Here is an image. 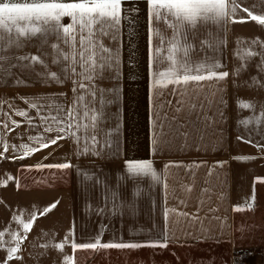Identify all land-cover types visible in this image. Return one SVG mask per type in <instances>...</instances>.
<instances>
[{"label": "snow or ice", "instance_id": "obj_1", "mask_svg": "<svg viewBox=\"0 0 264 264\" xmlns=\"http://www.w3.org/2000/svg\"><path fill=\"white\" fill-rule=\"evenodd\" d=\"M145 4L146 12V35H147V83L149 88L150 117L149 126L152 129L159 128V131L152 133L151 145L154 150H161L170 145L169 136H184L185 138L193 135L197 131L195 122L186 121L180 123L179 114L182 111L184 101L178 100L180 105L175 109L177 115L171 118L165 113L161 116L155 104V97L161 93L162 89H167L173 85L172 94L184 95L181 88L189 84L196 87H202L201 82H215L219 84L226 80L230 73L228 71H218L221 67L219 54L222 52V46L225 39L220 33L226 32L231 24L236 23L233 17L240 11V4L237 0H0V68L9 59L5 54L11 49H21L26 43L37 41L39 48L48 46L52 50L50 54L51 65L59 68V72L52 71L49 63L40 55L24 54L15 57L17 61L11 68L18 69L21 73L32 75L37 78L34 83H41L44 86L57 85L64 87L70 83L71 100L65 104L60 98L68 97V93L59 92L44 95L21 96L27 109H34L36 117L40 123H34V118L29 115L27 109L15 108V115L25 119L26 123L33 129L43 128V132L28 137L31 143H21L19 145L0 141V159H12L22 161L31 157L34 153L49 149L55 146L57 149L63 147L59 143L61 140L70 142V151L76 157L84 155L100 156L107 149L111 155L119 152V137L111 138L112 132H118V128L109 130L106 133L108 137L103 143L97 139L96 130L100 122L104 119L103 109L106 105L117 102V89H101L96 81L103 79L106 70L115 71L121 63L120 51L105 47L100 37L111 36L115 40L113 33L121 30L122 22L127 25L129 40L135 36V25L139 16V4ZM127 5V6H126ZM250 21L258 26L264 27V14H255L248 8H243ZM68 18L69 22L64 23ZM243 23L241 18L239 21ZM164 25L161 30L159 25ZM204 27L207 30L205 39L201 41V51L205 49L212 52V56H205L200 60H193L192 52L195 45L191 42L199 33V29ZM214 28L215 32L211 31ZM126 29V30H127ZM53 37L54 42L49 38ZM242 51H236L234 55L238 56L245 63L237 69L233 75L238 76L246 68V64L254 57L259 58L256 68L259 74H264V40L258 38L251 41H238ZM38 48V50H39ZM39 66L37 70L36 66ZM129 67H132V60H129ZM5 71H9L5 69ZM9 74H11L9 72ZM118 77H113L117 79ZM253 85L264 87V82L257 76L251 78ZM17 85L25 83L24 80L17 78ZM235 83V81H234ZM223 91V89H217ZM105 93H110L112 99H106ZM215 95V93H213ZM171 103V101H169ZM220 103H225L221 99ZM209 107L212 101L208 102ZM239 109H253L254 104L237 101ZM12 107V105H9ZM196 104L189 105L188 116L193 114ZM203 107V103L200 104ZM4 115H8L5 113ZM223 116V113H221ZM197 121L201 119L199 115ZM205 120L211 118L204 117ZM264 121V109L260 115L240 119L238 125H243L247 130L250 124L257 125L256 132L264 140V127H260ZM11 125L18 128L19 122L11 121ZM167 126L168 132L163 129ZM6 131H13L7 122L2 124ZM189 128L190 131L181 132V128ZM50 134V135H45ZM238 141L243 140L246 143H253L251 134L247 138L237 135ZM255 146L264 148V144L255 141ZM12 153L11 156L6 154ZM51 156L52 153L50 152ZM47 159V157H45ZM239 162H245L250 157H236ZM223 165V162H217ZM128 179L150 177L152 184L147 190L149 198L151 197V188L153 185L161 183V174L154 168L151 160L130 159L125 162ZM177 167H184L177 164ZM200 163L187 165L188 168H199ZM29 170L36 169L47 170H69L74 165L66 160L65 162L40 163L27 166ZM165 169L170 167L165 164ZM76 175L82 176L83 181H92L93 175L77 168ZM13 177L9 174L6 180L0 181V185H6ZM119 179V177H118ZM19 187V181H16ZM95 183L102 186L104 199L111 202L113 215L122 214L127 209L129 214L135 211V203L130 196L141 197L145 190L136 187L129 194L119 191L109 186L105 180L96 177ZM165 189L167 185H164ZM253 200H247L243 205L234 207V211H243L253 208ZM57 203L44 207L39 216H46L52 209H55ZM107 203L105 207H107ZM97 215H104V207L95 209ZM163 215L167 218L170 209L164 208ZM38 218L37 211L28 214L23 218V214L13 213L11 220L15 222V230L5 229L0 231V248L6 251L4 261L0 264H8L9 261L20 260L21 245L27 239L28 234L33 230L34 222ZM155 226V225H154ZM101 231L94 237L88 238L86 242L77 243L73 241L71 247L75 249L94 250L117 249V250H138L141 247H160L166 248L169 237L166 233H158V237H150L144 242H125L122 239L117 241L115 238L102 242V236L106 225L99 226ZM9 239L5 240V236ZM71 233H69V236ZM68 236L65 237V243ZM47 247V245H41ZM56 249H63L64 243H56ZM72 256L65 255L63 264H72Z\"/></svg>", "mask_w": 264, "mask_h": 264}]
</instances>
